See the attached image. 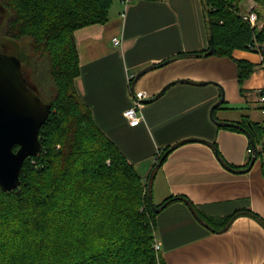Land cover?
Masks as SVG:
<instances>
[{"label":"crops","instance_id":"crops-1","mask_svg":"<svg viewBox=\"0 0 264 264\" xmlns=\"http://www.w3.org/2000/svg\"><path fill=\"white\" fill-rule=\"evenodd\" d=\"M248 3L247 13L264 7L256 0ZM75 36L81 63L76 87L97 125L145 183L151 177L156 206L184 196L204 216L200 219L185 200L162 208L155 236L165 263L264 264L259 220L241 215L229 227L221 226L241 210L264 219L263 161L248 153L247 132L223 126L244 114L264 120L251 113L253 107L260 109L264 88L260 53L235 49L232 58L177 57L210 50L203 0H130L126 5L114 0L107 23L81 28ZM235 59L255 65L242 84ZM130 82L148 95L137 126L124 115L132 105ZM175 145L154 171L161 153Z\"/></svg>","mask_w":264,"mask_h":264},{"label":"trees","instance_id":"trees-1","mask_svg":"<svg viewBox=\"0 0 264 264\" xmlns=\"http://www.w3.org/2000/svg\"><path fill=\"white\" fill-rule=\"evenodd\" d=\"M241 1L203 0L214 55L232 58L235 49L264 54V24L258 25L261 12L257 11V25L252 26L240 14ZM256 1L264 6V0ZM113 3L0 0V50L22 62L33 59L37 66H46L55 86L48 101L52 111L40 130L42 152L24 161L19 188L5 192L0 187V264H166L155 248L158 213L151 177L144 182L135 165L97 125L76 87L81 63L75 33L107 23ZM21 42L25 47H20ZM185 55L210 53L177 57ZM235 61L242 84L255 65ZM223 126L244 130L252 144L264 141V120L253 121L248 114ZM176 147L161 153L154 171ZM215 150L229 166L216 145ZM177 200L188 202L204 219L184 196L169 197L159 206ZM241 215H250L264 226V219L250 210L224 218L221 226L229 227Z\"/></svg>","mask_w":264,"mask_h":264},{"label":"water","instance_id":"water-1","mask_svg":"<svg viewBox=\"0 0 264 264\" xmlns=\"http://www.w3.org/2000/svg\"><path fill=\"white\" fill-rule=\"evenodd\" d=\"M216 51L210 39L209 53ZM218 107L216 104L212 114ZM52 111L23 72L21 59L0 50V187L5 192L21 185L24 161L43 150L40 130ZM162 206H155L157 213Z\"/></svg>","mask_w":264,"mask_h":264},{"label":"built area","instance_id":"built-area-1","mask_svg":"<svg viewBox=\"0 0 264 264\" xmlns=\"http://www.w3.org/2000/svg\"><path fill=\"white\" fill-rule=\"evenodd\" d=\"M123 1L126 5L130 0H123ZM240 14L243 20L248 21L252 26L257 25V19H258L257 12H253V11L248 13L241 12ZM114 41L117 44L121 42L118 38H115ZM260 55L262 58V62H261L262 68L264 70V54L260 53ZM130 91L133 93L132 105L124 112V115L132 126H137L143 121L144 116L142 114V109L145 105L146 100L148 99V95L143 90H134L133 87H131V82H130ZM258 100L260 104V110L264 115V88L260 90ZM248 153L254 159H261L262 161H264V141L258 144L250 145L248 147ZM155 248L156 250L160 249L158 242H155Z\"/></svg>","mask_w":264,"mask_h":264},{"label":"rangeland","instance_id":"rangeland-1","mask_svg":"<svg viewBox=\"0 0 264 264\" xmlns=\"http://www.w3.org/2000/svg\"><path fill=\"white\" fill-rule=\"evenodd\" d=\"M248 7V0H243L240 3V11L242 13H247L246 11ZM257 11L261 12V17L259 19V24H261L264 21V8L257 9ZM20 47H25V44L21 42ZM22 63L24 74L29 79L30 83L37 87L40 96L48 102L52 96L53 91L55 90L54 82L48 72V68L43 65L37 66L38 63L33 59L31 60V62L23 61ZM251 113L256 120H260L264 117L259 108L253 107ZM158 157L159 154L157 155L156 159Z\"/></svg>","mask_w":264,"mask_h":264},{"label":"flooded vegetation","instance_id":"flooded-vegetation-1","mask_svg":"<svg viewBox=\"0 0 264 264\" xmlns=\"http://www.w3.org/2000/svg\"><path fill=\"white\" fill-rule=\"evenodd\" d=\"M33 85V84H32ZM34 86V85H33ZM36 89H37V87H36ZM38 90V89H37ZM39 92V91H38Z\"/></svg>","mask_w":264,"mask_h":264}]
</instances>
